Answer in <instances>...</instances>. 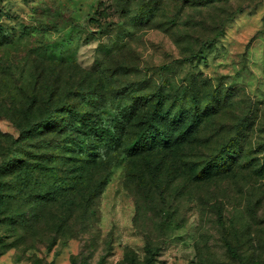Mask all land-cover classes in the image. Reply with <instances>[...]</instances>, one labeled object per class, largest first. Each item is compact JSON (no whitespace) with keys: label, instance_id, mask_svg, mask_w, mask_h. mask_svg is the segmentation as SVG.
<instances>
[{"label":"rangeland","instance_id":"obj_1","mask_svg":"<svg viewBox=\"0 0 264 264\" xmlns=\"http://www.w3.org/2000/svg\"><path fill=\"white\" fill-rule=\"evenodd\" d=\"M0 184V264H264V0H0Z\"/></svg>","mask_w":264,"mask_h":264},{"label":"trees","instance_id":"obj_2","mask_svg":"<svg viewBox=\"0 0 264 264\" xmlns=\"http://www.w3.org/2000/svg\"><path fill=\"white\" fill-rule=\"evenodd\" d=\"M102 15V14H101ZM47 123L44 122L43 124L40 125L41 129L43 130L46 128ZM188 132L191 131V127ZM98 137V134H97ZM184 138H181V136H176L175 138L170 137L169 134L167 133L166 129L162 128L159 130H146L143 133H141L137 140L133 142L127 149L126 153L129 156H136L142 151H145L147 149H152L158 145H162L163 148L165 149H171L175 146L174 144L178 142H183ZM3 190V185L0 184V195ZM225 246L227 248V251L230 253L231 256H235V251L234 249L230 246L229 243H225Z\"/></svg>","mask_w":264,"mask_h":264}]
</instances>
